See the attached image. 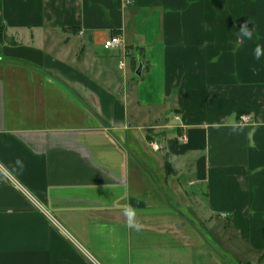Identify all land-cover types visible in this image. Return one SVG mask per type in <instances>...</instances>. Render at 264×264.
<instances>
[{"label":"crops","instance_id":"0c3cea01","mask_svg":"<svg viewBox=\"0 0 264 264\" xmlns=\"http://www.w3.org/2000/svg\"><path fill=\"white\" fill-rule=\"evenodd\" d=\"M257 45L264 0H0V264H264Z\"/></svg>","mask_w":264,"mask_h":264},{"label":"built area","instance_id":"2783aa9c","mask_svg":"<svg viewBox=\"0 0 264 264\" xmlns=\"http://www.w3.org/2000/svg\"><path fill=\"white\" fill-rule=\"evenodd\" d=\"M127 4H130L133 0H125ZM122 43L121 38L119 36H114L108 39L104 46L105 48H112V47H117L120 46ZM250 116L248 115H241L240 116V121L242 124H249L250 123ZM180 140L185 142L187 140V136L185 134H182L180 136ZM154 149L158 150L160 147L157 143L153 144Z\"/></svg>","mask_w":264,"mask_h":264},{"label":"clouds","instance_id":"9594fccd","mask_svg":"<svg viewBox=\"0 0 264 264\" xmlns=\"http://www.w3.org/2000/svg\"><path fill=\"white\" fill-rule=\"evenodd\" d=\"M240 34L247 40H253L255 38L254 31L248 27L247 22H245L239 29ZM255 59L260 60L262 56H264V47H261L260 45H257L255 50ZM17 163H20L17 161Z\"/></svg>","mask_w":264,"mask_h":264},{"label":"rangeland","instance_id":"374dc122","mask_svg":"<svg viewBox=\"0 0 264 264\" xmlns=\"http://www.w3.org/2000/svg\"><path fill=\"white\" fill-rule=\"evenodd\" d=\"M175 202L177 203L175 206H176V208L178 209V210H180V211H182L184 214H186L188 217H190V218H194L192 215V213H191V210H190V207L188 206V205H186V203L183 201V200H179V198H178V200L176 201L175 200ZM175 202H173V200L171 201V203H175ZM194 222H195V224L197 225V227L199 228V229H201L202 230V226L201 225H199V221L198 222H196L195 220H194ZM222 253V255H224V258L227 260V261H229V262H231L232 264H238L237 262H236V260L232 257V256H230L229 254H227V253H223V252H221Z\"/></svg>","mask_w":264,"mask_h":264},{"label":"water","instance_id":"95a60500","mask_svg":"<svg viewBox=\"0 0 264 264\" xmlns=\"http://www.w3.org/2000/svg\"><path fill=\"white\" fill-rule=\"evenodd\" d=\"M142 67H143V65H142V63H140V65H139V67H138V69H137V71H136V74H137L138 76H140V75L142 74Z\"/></svg>","mask_w":264,"mask_h":264}]
</instances>
